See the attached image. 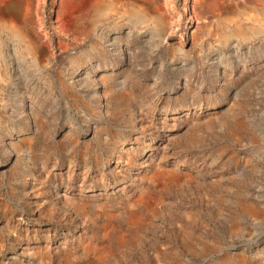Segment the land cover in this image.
Returning a JSON list of instances; mask_svg holds the SVG:
<instances>
[{
  "label": "rangeland",
  "instance_id": "rangeland-1",
  "mask_svg": "<svg viewBox=\"0 0 264 264\" xmlns=\"http://www.w3.org/2000/svg\"><path fill=\"white\" fill-rule=\"evenodd\" d=\"M8 1L0 264H264V0Z\"/></svg>",
  "mask_w": 264,
  "mask_h": 264
},
{
  "label": "crops",
  "instance_id": "crops-1",
  "mask_svg": "<svg viewBox=\"0 0 264 264\" xmlns=\"http://www.w3.org/2000/svg\"><path fill=\"white\" fill-rule=\"evenodd\" d=\"M14 6L10 5V2L6 0V4H3L0 0V25H7L13 22Z\"/></svg>",
  "mask_w": 264,
  "mask_h": 264
},
{
  "label": "bare ground",
  "instance_id": "bare-ground-1",
  "mask_svg": "<svg viewBox=\"0 0 264 264\" xmlns=\"http://www.w3.org/2000/svg\"><path fill=\"white\" fill-rule=\"evenodd\" d=\"M204 18H205V19H208L209 17H207V16H204Z\"/></svg>",
  "mask_w": 264,
  "mask_h": 264
}]
</instances>
